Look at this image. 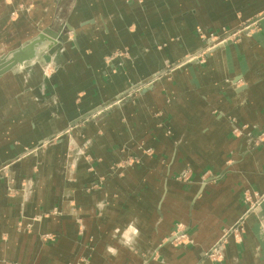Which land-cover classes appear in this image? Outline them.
Listing matches in <instances>:
<instances>
[{
    "label": "crops",
    "instance_id": "1",
    "mask_svg": "<svg viewBox=\"0 0 264 264\" xmlns=\"http://www.w3.org/2000/svg\"><path fill=\"white\" fill-rule=\"evenodd\" d=\"M143 1L0 0V57L56 22L73 28L50 78L40 58L29 76L0 79V264H264V203L222 262L204 256L246 211L245 190L264 192V141L253 137L264 131V18L65 134L165 60L200 52L198 28L264 11V0ZM126 49L130 58L106 62ZM233 120L249 129L234 136Z\"/></svg>",
    "mask_w": 264,
    "mask_h": 264
},
{
    "label": "rangeland",
    "instance_id": "2",
    "mask_svg": "<svg viewBox=\"0 0 264 264\" xmlns=\"http://www.w3.org/2000/svg\"><path fill=\"white\" fill-rule=\"evenodd\" d=\"M72 1V0H71ZM138 4H142L143 0H135ZM264 18V11L260 14L250 18L249 20L244 21L241 25L230 28L227 26H222L220 30L217 31H205L202 28L197 29V34L199 38L204 42V48L197 53H189L183 56L181 59L176 61L165 60L163 66L156 72L149 80L146 82H141L140 84H133L128 90L122 93L118 98L114 99L110 103L99 107L93 114L87 116V118L72 124V126L65 132V134H69L75 128H81L82 126L91 123L96 118H99L107 113H111L115 110V108L119 107L120 104L125 101L131 100L139 94V92H147L155 86V83L162 80L163 78H171L177 71L183 70L189 65L197 64L204 62L208 56L213 52V50L229 45L233 42L239 41L242 36H246L252 32H255L260 29V21ZM54 28L58 29L57 22L46 29ZM60 29V28H59ZM58 29V30H59ZM62 30H65L62 38L58 41L57 45L49 48L48 45L44 47V50H41V53L38 59L34 62H29L24 67L17 66L9 72H13L15 70H21L22 72H26V76H29L28 73L30 70V66H34L38 64L40 58L45 61L42 66V72L46 78H50L57 70L58 66L55 63H52L53 53L60 47L61 45H66L65 36L72 33L73 28L69 25H65ZM44 31V30H43ZM42 31V32H43ZM37 37V36H36ZM34 37V38H36ZM32 38V39H34ZM31 39V40H32ZM29 40V41H31ZM28 42V41H27ZM26 43V42H25ZM24 43V44H25ZM23 45V44H22ZM21 45V46H22ZM17 49V48H16ZM15 50V49H14ZM44 56L50 57V61L47 62ZM130 58L129 51L126 50H118L111 54L110 56H106V62L113 63L114 60H119L120 63L123 62V59ZM54 62V61H53ZM28 65V66H27ZM7 74V73H6ZM249 129V125L243 124L238 125L236 120L232 122V133L234 136H241L243 133ZM255 145H261L264 141V131H259L254 136ZM57 138H51L45 142L46 144L55 141ZM149 152V150H147ZM79 154L86 155L85 152H79ZM131 161V158L128 159ZM8 165H4L0 167V174H5L8 176ZM190 171L186 170L181 178L183 180L190 179ZM27 185V184H23ZM11 187V186H10ZM243 200L247 204V209L244 214L234 223L229 226H226L223 230L219 238L205 251V258L211 260L215 263H220L225 258V251L227 249L228 243L231 239L234 238L235 241L240 242L243 239V236L246 232V220L247 218L256 212L258 207L264 203V192H256L252 189H246L243 194ZM182 225H178L175 231L173 232L172 238L169 239L175 245H179L184 243L182 240V235L180 234V230Z\"/></svg>",
    "mask_w": 264,
    "mask_h": 264
},
{
    "label": "water",
    "instance_id": "3",
    "mask_svg": "<svg viewBox=\"0 0 264 264\" xmlns=\"http://www.w3.org/2000/svg\"><path fill=\"white\" fill-rule=\"evenodd\" d=\"M62 29H59L57 31L45 29L36 38L26 42L19 48L1 56L0 79L15 67H24L29 62L36 61L41 53V50H44V47L46 45H48L49 48L57 45L58 41L65 33V30ZM44 58L47 62L50 61V57L44 56Z\"/></svg>",
    "mask_w": 264,
    "mask_h": 264
}]
</instances>
